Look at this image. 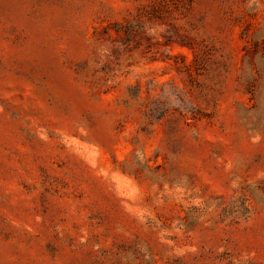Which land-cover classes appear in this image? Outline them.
I'll use <instances>...</instances> for the list:
<instances>
[{"label":"rangeland","instance_id":"374dc122","mask_svg":"<svg viewBox=\"0 0 264 264\" xmlns=\"http://www.w3.org/2000/svg\"><path fill=\"white\" fill-rule=\"evenodd\" d=\"M0 264H264V0H0Z\"/></svg>","mask_w":264,"mask_h":264}]
</instances>
